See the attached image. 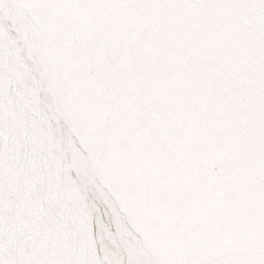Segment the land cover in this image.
<instances>
[{
    "label": "snow or ice",
    "instance_id": "1",
    "mask_svg": "<svg viewBox=\"0 0 264 264\" xmlns=\"http://www.w3.org/2000/svg\"><path fill=\"white\" fill-rule=\"evenodd\" d=\"M0 264H264V0H0Z\"/></svg>",
    "mask_w": 264,
    "mask_h": 264
}]
</instances>
